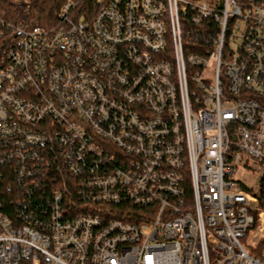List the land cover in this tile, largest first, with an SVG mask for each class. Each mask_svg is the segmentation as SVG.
<instances>
[{
	"label": "built area",
	"instance_id": "1",
	"mask_svg": "<svg viewBox=\"0 0 264 264\" xmlns=\"http://www.w3.org/2000/svg\"><path fill=\"white\" fill-rule=\"evenodd\" d=\"M78 1L5 27L0 264H264V4Z\"/></svg>",
	"mask_w": 264,
	"mask_h": 264
},
{
	"label": "trees",
	"instance_id": "2",
	"mask_svg": "<svg viewBox=\"0 0 264 264\" xmlns=\"http://www.w3.org/2000/svg\"><path fill=\"white\" fill-rule=\"evenodd\" d=\"M70 0H0V64L8 46L13 40L14 33L11 29L6 30L8 26H20L28 28L31 26H40L43 28L54 27L58 24V12L62 5ZM76 1V0H71ZM256 3L264 4V0H255ZM100 4L97 0L78 1L71 9L70 16L74 21H90L99 10ZM5 179L0 180V201L5 206V212L13 215V210L8 209L7 202L12 201L14 196L6 192ZM4 191V193H2ZM260 204L264 210V198L260 197ZM128 209L131 206L124 205ZM110 208L115 209L114 206ZM130 210V209H129ZM134 211V210H133ZM137 212H132L135 215ZM114 218L127 221H140V219L125 218L117 213ZM264 241H261V246ZM27 264V263H22Z\"/></svg>",
	"mask_w": 264,
	"mask_h": 264
},
{
	"label": "rangeland",
	"instance_id": "3",
	"mask_svg": "<svg viewBox=\"0 0 264 264\" xmlns=\"http://www.w3.org/2000/svg\"><path fill=\"white\" fill-rule=\"evenodd\" d=\"M235 178L238 179L240 182H243L249 185L250 187L255 188L256 179H257L256 173H252L248 171L247 172L239 171L236 173Z\"/></svg>",
	"mask_w": 264,
	"mask_h": 264
}]
</instances>
